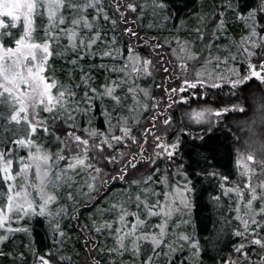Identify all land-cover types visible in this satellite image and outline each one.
<instances>
[{
  "label": "snow or ice",
  "instance_id": "1",
  "mask_svg": "<svg viewBox=\"0 0 264 264\" xmlns=\"http://www.w3.org/2000/svg\"><path fill=\"white\" fill-rule=\"evenodd\" d=\"M167 9V0H0V245L15 233L30 234L24 222L36 217L47 220L54 244H62L67 233L61 221L78 220L81 209L94 207L91 228H81L112 238L110 247L98 248L109 254V264H203L212 237L197 234L194 186L182 165L170 171L181 134L191 129L181 128L172 139L166 108L202 95L200 88L206 95L227 84L235 95L251 83L264 87V0L246 13L238 0L213 7L201 0L190 31L181 20L168 36H141L139 22L149 14L148 27L166 28ZM229 14L246 31L239 41L217 44ZM182 30L189 36H181ZM137 42L148 49L145 55ZM54 57L71 64L66 80L50 71ZM92 69L108 73L99 86ZM156 71L179 81L156 85L167 95L166 108L141 83L154 82ZM97 110L103 128L95 124ZM245 110L227 103L205 108L195 113L196 123L205 113L220 118ZM236 165L231 186L225 183L229 176L210 173L220 175L222 195L233 201V215L223 219L236 222L232 234L239 238L222 264H264V155L241 154ZM117 182L124 185L119 191L112 187ZM105 191L101 207L97 199ZM214 200L222 204L221 196ZM29 251L33 264H73L59 248L42 254L30 244ZM92 264L101 261L92 257Z\"/></svg>",
  "mask_w": 264,
  "mask_h": 264
},
{
  "label": "trees",
  "instance_id": "2",
  "mask_svg": "<svg viewBox=\"0 0 264 264\" xmlns=\"http://www.w3.org/2000/svg\"><path fill=\"white\" fill-rule=\"evenodd\" d=\"M220 0H204L206 7H213L218 5ZM257 0H238L240 8L246 13L247 9L254 6ZM201 4V0H167L168 15L171 17L168 20V28L170 30L179 27L181 20L186 24L195 17V13ZM141 36L148 37L154 34L143 28V25L137 28ZM245 33L243 22L236 18L235 14H229L227 18V30L224 37L228 40L239 41L242 34ZM163 36V35H162ZM125 39V37H121ZM142 45L141 42H137ZM142 55H145L144 49L138 47ZM159 51V50H158ZM100 61L97 60L96 63ZM51 68H55L56 75L61 80H66L67 72L72 67L70 63H66L63 59L54 57L50 61ZM85 70H88V63L84 64ZM97 86L102 84L105 80L107 72L92 69ZM77 79L79 78V70H76ZM147 86H151L147 83ZM229 87H224L223 90H209L206 97L202 100L201 95L198 99L191 100L189 105L210 106L212 109L221 107L224 103L229 106L243 105L244 112L230 111L226 115L220 117V123L216 126L204 127L202 125L196 127H186L191 129V133L185 131L181 134L182 141L179 154L175 157L176 167L182 165V170L187 172L189 179H191L194 186V191L191 193L193 200L192 219L196 226V231L199 237L206 238L211 235L212 241L206 245L205 251L202 254L203 264H222V261H227L230 255H234L233 244L237 243L239 238L232 234L233 225L236 223H225L223 217L233 215L229 212V205L233 203L227 196L222 195L220 188V175L213 176L210 173L217 172L222 175L229 176L230 180L225 182L228 186L232 181L238 178V167L236 159L238 157L236 147L239 142L240 146L245 138H248L245 126H250L251 120L256 114V106L253 101L264 103V87L256 83L244 85L242 90H236L237 94L232 95L229 92ZM205 93V91H203ZM202 93V92H201ZM203 94V93H202ZM179 109H183L180 104ZM264 109H260V112ZM178 113H174L176 125H178ZM95 124L103 128V116L97 110ZM180 126V125H179ZM178 126V127H179ZM205 131V129H209ZM249 129V128H248ZM176 134V133H175ZM172 136V134H171ZM203 137L202 139L200 137ZM51 140V138H49ZM256 152L264 150L260 145L256 147ZM161 166V164H160ZM108 192L101 195L97 199V204L102 200ZM221 196L222 204H217L214 197ZM95 208L81 209L79 219L70 221L68 229L62 225L64 231L67 233L66 238H63L66 243L60 247L62 252L66 255L72 256L73 264H78L80 261L88 260L92 255L101 261V264H109L98 252L101 241L112 240L106 234L97 236L88 229H82L81 225L89 224L88 216ZM89 213V214H88ZM31 232L20 234L12 239H8L0 245V264H33V257L29 251L31 244L38 252L47 254L49 250H55L53 244V236L50 228H47L40 217L33 220L29 225ZM89 228L90 224H89ZM97 248H93V240ZM85 240H88V245H85ZM98 252V253H97ZM23 253V257H21ZM187 255V253H185Z\"/></svg>",
  "mask_w": 264,
  "mask_h": 264
},
{
  "label": "rangeland",
  "instance_id": "3",
  "mask_svg": "<svg viewBox=\"0 0 264 264\" xmlns=\"http://www.w3.org/2000/svg\"><path fill=\"white\" fill-rule=\"evenodd\" d=\"M5 19H8V18H5ZM152 20H153V17L149 14V15L145 16L144 19L141 22H139V24H142L143 28L145 30L150 31L154 35H163V36H168L169 35V30L170 29L168 28V25H167L168 24V20L166 22V25H167L166 28L163 29L162 31L159 30V29H156V28L148 27V24ZM156 22L157 23L160 22L159 18L156 19ZM186 25H187L188 30L190 31V29L195 26V17H193ZM13 31H16V29H13ZM189 31H183L182 30L180 32V35L187 37V36H189ZM245 31H246V29H245ZM192 35H194V33H192ZM216 43L217 44H229L230 40H228L227 37H224L222 35L221 39L216 41ZM137 44H138L139 47L144 49L145 54L148 52V49L145 48L143 45H139V43H137ZM154 60H158V58L154 57ZM229 66H231V65H229ZM227 74H228L227 70H225V75H227ZM165 76H166V74L163 73L162 71H156V72H154V82H153L152 78H149L147 80L141 81V83L143 85H145V86H147V83H150L151 86H148V87H150L152 89L154 95L159 99L160 103L162 105H164L165 108H166L167 95L165 94L164 89H162L160 87H157L156 85H159V84L163 83L165 85V87H167L169 85L175 86V84L179 83V81H176L175 83H173L172 81H168V80L164 79ZM225 86L230 88V86L227 85V84H225ZM209 90H215V89H208L207 91H209ZM199 91L204 93L203 91H206V90L204 88H200ZM173 95H175V94H173ZM180 95H188V94L187 93H181ZM205 97H206V95H204V94L201 95V99L202 100ZM196 99H198V96H196L194 94L189 96V99H188L187 103H185L183 101H179L178 98H177L178 102L176 104H173L171 109H167L166 108V111L168 113H170L172 115V118H173L172 128L169 130L170 131V137L172 139H174L176 134L180 132L181 128L196 127V126H200V125H202L204 127H207V126L210 127L211 125L216 126L217 123H220V120H219L220 118H217L214 114L213 115H209L208 113L204 114V118L201 119L200 123H196L195 113H198V112L202 111L205 108H212L210 106H202V105L190 106L189 105L190 101L191 100H196ZM253 102L255 103V106H256V114H255L254 118L251 120L250 126H245L244 127V129L247 131L248 138H245V140H243L244 142L242 143L241 146H240V144L238 142L237 147H236V152H237L238 156H240L241 154H246L247 152H255L257 157H260L261 155H264V150L262 152H256V150H255L256 147H258L259 145L264 148V110L260 112L261 103L259 102V100L258 101L255 100ZM180 104L183 105V107H184L183 109H179L178 108ZM174 113L175 114L178 113L177 114L178 118H179L178 125H176V122L174 121V119H175ZM43 115H48V114L47 113H43ZM161 127H164V126L161 125ZM171 134H172V136H171ZM2 146L3 145H0V147H2ZM49 146H51V140H49ZM7 147L12 148V147H14V145L8 144ZM18 151H20V154L26 155V151L19 150V149H18ZM160 167L164 168L165 164L161 163ZM176 170H177V167H176V161H175V163L172 164V167L170 168V171L171 172H176ZM175 179L182 180V177L178 176V177H175ZM123 186L124 185H122L119 182H117L114 185H112V187L115 190H117V191H119L120 188H122ZM230 186H231V183H230ZM104 193H106V191L105 192H101L100 196L104 195ZM107 195H109V193H107L105 196L102 197V200L99 202V206H101V207L106 206L105 203H104V198ZM36 218H38V217H36ZM40 218L42 219V222L44 223V225L47 228H50L47 220L44 217H40ZM105 218H108L107 214H106ZM35 219H32V220H27L26 219V221L24 223L26 225H29V223H31ZM72 220H75V219H72ZM70 221H71L70 217L69 218H64L61 221V224L65 225L66 228L68 229ZM89 224H90V227H91V222ZM25 233L26 232L15 233L14 235L10 236V239H12L13 237H15L17 235H20V234L22 235V234H25ZM95 233L96 232L94 230H92V236H93V234L95 235ZM100 235H103V234H97V236H100ZM51 238H53L52 235H51ZM56 239L60 240L61 238L59 236H57ZM65 243H66V241H64V239H63V243L62 244H59V243L54 244V242H53L52 245H54L56 247V249L57 248L61 249L60 247H62ZM112 243H113L112 240H109V241L107 240V241H101L100 243L98 242L97 244L99 245V247H105V246L106 247H110L112 245ZM98 252L101 253L100 256H104L103 259H105L107 262H109V258H108L109 254L108 253L100 252L99 250H98ZM92 257H94V256L92 255L88 260L86 259V260L80 261L78 264H92Z\"/></svg>",
  "mask_w": 264,
  "mask_h": 264
}]
</instances>
